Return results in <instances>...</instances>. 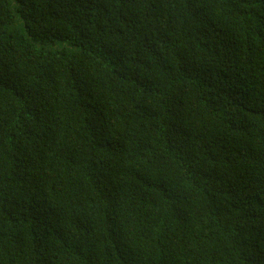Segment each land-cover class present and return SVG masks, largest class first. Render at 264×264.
I'll return each instance as SVG.
<instances>
[{
    "label": "trees",
    "instance_id": "trees-1",
    "mask_svg": "<svg viewBox=\"0 0 264 264\" xmlns=\"http://www.w3.org/2000/svg\"><path fill=\"white\" fill-rule=\"evenodd\" d=\"M0 264H264V0H0Z\"/></svg>",
    "mask_w": 264,
    "mask_h": 264
}]
</instances>
